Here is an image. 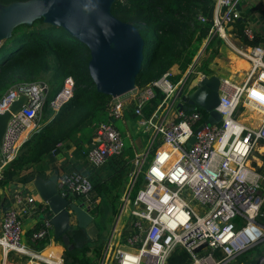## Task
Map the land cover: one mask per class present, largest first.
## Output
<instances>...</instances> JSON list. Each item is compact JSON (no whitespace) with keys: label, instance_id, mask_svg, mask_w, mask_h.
<instances>
[{"label":"built area","instance_id":"2783aa9c","mask_svg":"<svg viewBox=\"0 0 264 264\" xmlns=\"http://www.w3.org/2000/svg\"><path fill=\"white\" fill-rule=\"evenodd\" d=\"M237 2L214 0L206 41L218 34L237 56L246 60V69L240 73L206 74L196 69L194 56L175 80L171 76L176 69L168 68L143 88L134 86L129 90L134 92L127 101L114 97L108 102L109 120L122 118L126 104L132 102L135 122L144 130L149 129L151 135L143 148L134 151L131 160L132 169L119 209L120 214L139 178L128 218L110 233L98 264H169L168 258L177 247L188 254L186 264H240L237 256L264 240V225L255 219L264 200V175L258 169L264 168V40L248 44L230 39L225 28L240 17ZM242 32L253 38L250 26L245 25ZM212 74L218 76V101L213 109L220 117L205 123L206 112L198 107L187 108L180 95L191 92L202 78ZM72 88V77H64L46 107L56 111L71 96ZM156 90L162 97L149 115L143 116L142 107ZM47 92V83L38 80L12 85L1 94L0 112L8 109L20 94L25 101L10 112L1 135L0 178L20 145L40 129ZM177 102L183 106L177 107ZM244 110L250 112L242 115ZM109 120L93 125L85 152L91 166L123 149V139ZM192 134L194 139L188 142ZM154 141L158 145L150 153ZM148 152L149 160L142 169ZM55 186L66 199L87 205L91 184L84 174L58 170ZM75 197L81 199L77 201ZM44 205V201L36 203L22 189L13 193L0 216V251L4 257L26 259L32 264H64L62 253L53 257L36 249L38 241L51 230L47 216L24 235L22 215L48 212ZM263 262L264 253L257 259L258 264Z\"/></svg>","mask_w":264,"mask_h":264},{"label":"trees","instance_id":"16d2710c","mask_svg":"<svg viewBox=\"0 0 264 264\" xmlns=\"http://www.w3.org/2000/svg\"><path fill=\"white\" fill-rule=\"evenodd\" d=\"M10 1L13 0H0V3L6 4ZM213 4L214 0L112 2L111 13L123 21L131 22L143 39L140 67L134 77L135 87L143 88L147 82L168 68L178 70V75L185 70L208 34L212 24ZM246 24L247 18L240 13V17L226 26L225 31H229L243 43L254 44L264 40V37L256 33L252 39L247 38L242 32ZM220 45L226 46V43L218 34H213L204 44L206 54L196 63L197 70L206 74L221 72L220 66L212 60ZM88 58V49L84 44L69 35L61 26L44 22L41 17L34 18L29 24L15 25L10 36L0 42V96L12 85L39 80L54 86L60 85L66 76L73 79L71 96L56 111L46 107V101L51 96L46 94L40 129L29 135L20 145L16 156L2 170L0 201L2 187L9 181L23 185L36 175L46 177V171L53 168L78 171L91 184L87 205L92 218L88 224H94L97 228L96 217L101 212L100 205L108 203L112 213H115L121 204L123 182L128 176L134 149L128 144L119 153L108 155L97 166L87 163L85 152L90 146L93 125L101 118L106 117L109 120L106 107L111 100L110 95L95 89L87 72ZM161 97L162 94L156 90L142 107V115L148 116ZM196 109L203 113L202 109ZM124 115L130 119L136 118L132 102L126 104ZM157 145V141L153 142L149 152L152 153ZM71 146L73 147L70 148ZM258 169L264 175V168ZM138 182L139 178L134 182L129 202ZM2 201L6 203L5 200ZM120 218L127 220L128 213L121 211L119 220ZM255 219L264 225V202L261 203ZM36 227L29 228L27 232ZM68 238L73 247L63 245L64 264H98L104 245L96 247L87 244L95 236L87 232L86 226L73 225L68 232ZM262 253L263 250H257L252 257L244 259L242 252L236 260L240 264H258L257 259ZM187 255L183 248L177 247L168 258L169 264H186Z\"/></svg>","mask_w":264,"mask_h":264},{"label":"water","instance_id":"95a60500","mask_svg":"<svg viewBox=\"0 0 264 264\" xmlns=\"http://www.w3.org/2000/svg\"><path fill=\"white\" fill-rule=\"evenodd\" d=\"M114 0H13L0 3V42L8 38L12 28L29 24L41 17L44 22L61 26L69 35L84 44L89 53L87 72L97 91L119 96L134 87V77L142 58L143 39L137 28L113 15L110 6ZM235 7L240 10L239 3ZM218 76L202 78L195 88L180 97L187 108L198 107L206 112L205 123H212L220 115L213 109L218 101ZM25 101L20 94L8 109L0 112V139L10 112L16 111ZM182 107L181 102L176 103ZM198 126L194 131L199 129ZM194 135L188 138L192 142ZM132 164L129 165V170ZM58 170L53 168L46 177L34 176L32 184L50 212L52 236L69 248L68 230L73 218L75 225L85 227L91 221L88 205L70 201L61 196L55 186ZM7 205H4V210ZM201 246V245H200Z\"/></svg>","mask_w":264,"mask_h":264},{"label":"crops","instance_id":"0c3cea01","mask_svg":"<svg viewBox=\"0 0 264 264\" xmlns=\"http://www.w3.org/2000/svg\"><path fill=\"white\" fill-rule=\"evenodd\" d=\"M240 6V13L244 14L247 18V24L250 26L254 33L264 37V0H239ZM227 34H230L234 40H239L236 36H232L229 31H226ZM226 47H217L216 51L214 52L215 57H220L223 60H218L219 66H225V69H221V72L224 74H229L232 71H238L239 73L246 69L245 63L247 64L246 60L237 56L234 52L228 53L225 49ZM217 60V59H215ZM124 125L125 133L127 134L128 138L130 139V143H132L134 151L143 148L145 144L142 142V139L139 135H134V119H130L128 116L123 115L122 118H119ZM114 119H110L109 122L113 124ZM134 121V122H133ZM71 146L70 148H72ZM71 153V150L69 151ZM52 169L47 170V174L51 173ZM32 180V179H31ZM29 180L25 182L23 185L19 182L9 181L7 186L2 191V199L0 201V216L2 214V208L4 205L10 204L11 198L13 193L17 189H22L26 192H29L34 198L35 202L38 203L43 201L38 193L36 192L32 181ZM2 200H5L6 203H3ZM50 220V212H40L35 211L33 213H27L22 215V227L24 230V235L28 234V229L32 228L33 226H38L41 219L46 217ZM72 225H75V221L73 218H70ZM70 227V229H71ZM69 229V230H70ZM68 230V231H69ZM38 247L36 249L39 250L42 254L50 255L53 257H59L61 253H63V244L60 242L58 238H54L52 236V231L50 230L49 234L38 241ZM37 245V244H36ZM0 264H32V262L22 263L19 261L14 260L11 256L4 257L2 252L0 251Z\"/></svg>","mask_w":264,"mask_h":264},{"label":"rangeland","instance_id":"374dc122","mask_svg":"<svg viewBox=\"0 0 264 264\" xmlns=\"http://www.w3.org/2000/svg\"><path fill=\"white\" fill-rule=\"evenodd\" d=\"M230 39H232V37H230ZM205 41H206V38L200 44L199 49L197 50V52L194 55L197 58V60H196L197 62L200 61V58L206 54L205 51H204V44L206 43ZM224 42L226 43V40H224ZM220 46L221 47H226L225 49L228 51V53H233L234 52V51H232L229 48V46L227 44H226V46H223V45H220ZM215 59H217V60H215ZM220 59L223 60L222 58L215 57V55H214L212 60L214 62H216L217 65L219 66L220 62H217V61L220 60ZM220 68L221 69H225V66H220ZM173 72H174V74L171 76V79L175 80L179 75H178V72L176 70H173ZM218 74L219 75H223L224 73L223 72H219ZM58 86H59L58 84H55L54 86H49L48 85L49 88H48L47 96L49 97L50 95H53V93L56 91V88H58ZM133 92H134V90H132L131 92L127 91V92H125V93H123V94H121L119 96H116L117 98L112 97L110 99H112V100H114V99H123V100L127 101L128 98H129V94H132ZM43 108H45V107H43ZM249 112L250 111H248V110H244L242 115H246ZM136 118H137V116H136ZM136 118H134V121L136 120ZM97 121H107V120H106V117H105V118H101V119H99ZM134 124H135L134 135H135V133H136V135H139L141 137V139H142V142L144 144H146L147 138L151 134L150 130L149 129L148 130H144L143 126L142 125H138L136 122H134ZM113 125L117 128V130L120 133L121 138L123 139V143H124L123 148H125V146L128 145V144L132 145V143H130L131 142L130 139L128 138L127 134L125 133V128H124V125L122 124L121 120L119 118H114ZM154 143H155V141H154ZM149 157H150V153L148 152V155L146 156L145 160L142 163V169L147 164V162L149 160ZM128 180H129V177L127 176L126 179L123 182V188H125L127 186ZM8 183L9 182H7V184ZM7 184H5L2 188L4 189L7 186ZM263 189H264V181L261 182V191H263ZM131 191H132V188L130 190V193H131ZM74 199L79 201L81 199V197H75ZM122 199H123V196H122ZM122 199H121V204H122ZM263 202H264V200H263ZM121 204L119 205L120 207H121ZM119 206L117 208V212L112 213L111 206L108 203H107V205L104 204V203L102 205H100L101 212H99L100 214L98 213V215L96 217V220L98 222V227L95 228V225L93 223H92L93 225H91V224H87L86 225L87 232H89V234L92 235L93 237L95 236L94 240L87 242V244L89 246L101 247L102 244H103L104 248H105L106 242H107V240L109 238V235L112 232V230L119 228L120 227L119 225L120 224L122 225V223H124L126 221V220L121 219V218H120V220H118L119 219V210L118 209L120 208ZM129 206H130V202H129V198H128L127 202L125 203V206L123 207L122 212L128 213ZM198 208L200 209V207H198ZM113 235H115V233ZM38 243L36 245L37 247H38ZM103 250H102V252H103ZM257 250H259V251L263 250L264 251V240L263 241H259L257 244H254V245L248 247L247 249H245L243 251L242 257L244 259L252 257L256 253ZM108 255H109V250H107V256ZM20 262L27 263L28 261L26 259H23V260L19 261V263ZM262 264H264V262Z\"/></svg>","mask_w":264,"mask_h":264},{"label":"bare ground","instance_id":"6f19581e","mask_svg":"<svg viewBox=\"0 0 264 264\" xmlns=\"http://www.w3.org/2000/svg\"><path fill=\"white\" fill-rule=\"evenodd\" d=\"M245 66H247V64L245 63ZM55 264H59V263H55Z\"/></svg>","mask_w":264,"mask_h":264},{"label":"snow or ice","instance_id":"6c2138e0","mask_svg":"<svg viewBox=\"0 0 264 264\" xmlns=\"http://www.w3.org/2000/svg\"><path fill=\"white\" fill-rule=\"evenodd\" d=\"M254 95H256V93H254ZM262 99H264V97H262Z\"/></svg>","mask_w":264,"mask_h":264},{"label":"flooded vegetation","instance_id":"af4514ba","mask_svg":"<svg viewBox=\"0 0 264 264\" xmlns=\"http://www.w3.org/2000/svg\"><path fill=\"white\" fill-rule=\"evenodd\" d=\"M68 232H69V231H68ZM68 232H67V233H68Z\"/></svg>","mask_w":264,"mask_h":264}]
</instances>
